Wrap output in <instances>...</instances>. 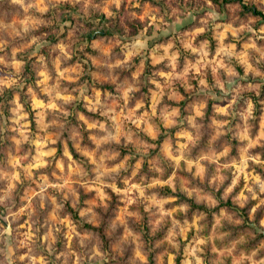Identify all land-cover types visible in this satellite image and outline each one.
<instances>
[{"label":"clouds","instance_id":"1","mask_svg":"<svg viewBox=\"0 0 264 264\" xmlns=\"http://www.w3.org/2000/svg\"><path fill=\"white\" fill-rule=\"evenodd\" d=\"M220 4L0 0V264H264V0Z\"/></svg>","mask_w":264,"mask_h":264},{"label":"rangeland","instance_id":"2","mask_svg":"<svg viewBox=\"0 0 264 264\" xmlns=\"http://www.w3.org/2000/svg\"><path fill=\"white\" fill-rule=\"evenodd\" d=\"M214 2L220 4V0H214ZM228 2H229V0H223V3H228ZM220 7L223 8V4H220ZM100 20H101L102 23H105V20H104L103 17H100ZM112 31H113L112 29H106V30H105V33H106L107 35L111 36V35H112ZM91 38H92V37H91ZM91 38L84 37V39L89 40V42H90ZM53 42H55L54 39H53ZM27 73H28L29 76H31V68H29V69L27 70ZM181 91H183V90H181ZM253 99H256V97L253 96ZM146 167H147V166H145V168H146ZM164 191H165L166 194L168 193V190H167V189H165ZM221 194H222V193H220V194H218V195H221ZM180 198H181V199H184L183 196H181ZM82 200H83V197H82ZM221 206H227V207H229V208H232V207H233V206H232V203H231V200H229L226 204L222 201ZM193 208L195 209L196 207H193ZM69 210H71V206H69ZM201 210H202V211H207V209H204V208H202ZM73 215L76 216V214H75L74 212H73ZM209 216H211V213H210V212H209ZM243 218H244V220L246 221L245 226L247 227V226H248V215H247V211H246V210L244 211V217H243ZM77 219H78V217H77ZM84 227H85V228H91L90 225H84ZM143 231H144V233H145V236H144L145 241H146L149 245H151V243H152V237L148 234V229H147L146 227H144V228H143ZM160 236H162V234H158L157 238H159ZM257 236L259 237V239H264V234L257 233ZM105 248H107V241H106V240H105ZM176 264H179V261H177Z\"/></svg>","mask_w":264,"mask_h":264},{"label":"trees","instance_id":"3","mask_svg":"<svg viewBox=\"0 0 264 264\" xmlns=\"http://www.w3.org/2000/svg\"><path fill=\"white\" fill-rule=\"evenodd\" d=\"M87 38H91V36H87ZM193 207H197L195 204H193ZM91 227V226H90Z\"/></svg>","mask_w":264,"mask_h":264}]
</instances>
